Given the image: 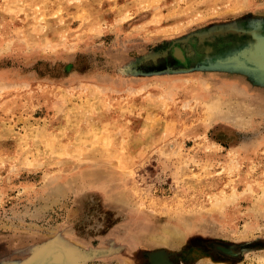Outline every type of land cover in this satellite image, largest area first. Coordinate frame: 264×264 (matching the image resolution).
<instances>
[{"label":"rangeland","instance_id":"374dc122","mask_svg":"<svg viewBox=\"0 0 264 264\" xmlns=\"http://www.w3.org/2000/svg\"><path fill=\"white\" fill-rule=\"evenodd\" d=\"M262 38L264 0H0V264H264V81L215 65Z\"/></svg>","mask_w":264,"mask_h":264},{"label":"water","instance_id":"95a60500","mask_svg":"<svg viewBox=\"0 0 264 264\" xmlns=\"http://www.w3.org/2000/svg\"><path fill=\"white\" fill-rule=\"evenodd\" d=\"M264 38L262 39H257L255 42H253L250 46V48H247L244 53L243 57L241 58L239 54L233 55L230 58H227L225 60H217L215 65H222V66H227V65H242L246 66L247 62L252 64L253 66V71L256 75V77L264 81ZM177 52V57L179 59H184V56L181 52V50L176 49ZM261 55V57H260ZM220 251L223 253H228V255H235V252L233 251H227L225 250L224 245H217L216 246ZM224 247V248H223ZM52 248H55L59 250L65 259L66 262L69 264V259L68 255L70 254L71 256L73 255L71 251L67 248H64L63 246L60 245H53L50 244L49 246H45L42 249H40L37 253H35L31 259H29L30 264H46V260H48L49 252L51 251ZM155 255L160 256L163 254L161 252H154L153 254L150 255L151 257V264H154V257ZM73 257V256H72ZM164 257V256H163ZM74 258V257H73ZM45 259V260H44ZM76 259V258H74ZM167 264H173L171 261H169L167 258H164ZM72 264V263H70ZM74 264H78V260L76 259V262L74 260Z\"/></svg>","mask_w":264,"mask_h":264},{"label":"bare ground","instance_id":"6f19581e","mask_svg":"<svg viewBox=\"0 0 264 264\" xmlns=\"http://www.w3.org/2000/svg\"><path fill=\"white\" fill-rule=\"evenodd\" d=\"M218 110V109H217ZM209 113V112H208ZM215 113V112H214ZM219 113V112H218ZM210 119V118H209ZM230 250V249H229ZM166 264V263H165Z\"/></svg>","mask_w":264,"mask_h":264}]
</instances>
